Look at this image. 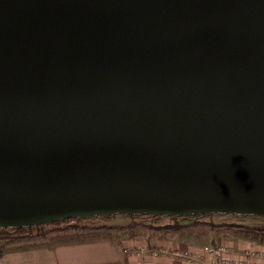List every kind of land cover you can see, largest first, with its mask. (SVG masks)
I'll use <instances>...</instances> for the list:
<instances>
[{"label":"water","instance_id":"water-1","mask_svg":"<svg viewBox=\"0 0 264 264\" xmlns=\"http://www.w3.org/2000/svg\"><path fill=\"white\" fill-rule=\"evenodd\" d=\"M264 217V0H0V228Z\"/></svg>","mask_w":264,"mask_h":264},{"label":"crops","instance_id":"crops-1","mask_svg":"<svg viewBox=\"0 0 264 264\" xmlns=\"http://www.w3.org/2000/svg\"><path fill=\"white\" fill-rule=\"evenodd\" d=\"M127 221L121 216L114 225L106 223L84 236L80 233L67 241L8 251L0 256V264H191L172 251L187 248L197 253L205 245L226 246L231 261L251 253L252 259L264 262V231L236 225L211 227L202 223L203 226L199 221L182 220L177 229L156 228L169 223L167 219L136 228L126 225ZM115 225L123 227L118 229ZM161 247L169 252L155 256L153 251ZM201 264H211L210 257L204 255Z\"/></svg>","mask_w":264,"mask_h":264},{"label":"rangeland","instance_id":"rangeland-1","mask_svg":"<svg viewBox=\"0 0 264 264\" xmlns=\"http://www.w3.org/2000/svg\"><path fill=\"white\" fill-rule=\"evenodd\" d=\"M121 216L112 217L110 219H103L99 217L85 218L80 221H70L61 223H46L42 224L40 228H35L31 231L25 233H13V236L6 240L2 239L0 235V246L5 245V248L19 247L23 244H42L48 243L49 241H67L73 239L75 235H85L83 233L90 232L91 229L99 228L104 226L106 223L114 225V222L118 221ZM128 219L126 225L133 224L134 226L147 227L149 223H161L163 219L170 220L168 217L162 216L161 218H151V217H128L122 216ZM113 219V220H112ZM116 219V220H115ZM180 219L183 222L196 223L199 221L201 224L205 223L209 219L215 220L217 223L229 222V223H243L246 225L264 224V217L255 215H237V214H222V213H211L204 214L201 216L187 215L181 216ZM112 220V221H107ZM207 223V222H206ZM203 225V224H202ZM116 228H121L123 225H115ZM204 226V225H203ZM92 231V230H91ZM93 233V232H90ZM5 244H4V243Z\"/></svg>","mask_w":264,"mask_h":264},{"label":"trees","instance_id":"trees-1","mask_svg":"<svg viewBox=\"0 0 264 264\" xmlns=\"http://www.w3.org/2000/svg\"><path fill=\"white\" fill-rule=\"evenodd\" d=\"M204 214H196L194 216H201ZM118 215H110V216H99V218H103V219H110L112 217H116ZM120 216H128L130 217H151V218H161L162 216L164 217H168L170 219V222L164 225H160V226H156V228H169V229H177L181 226L180 224V217H175V216H165V215H120ZM187 216V215H186ZM183 217V216H182ZM185 217V216H184ZM85 218H69V219H65V220H61V221H57V222H52V223H61V222H70V221H80L83 220ZM207 222V223H206ZM205 223L210 225L211 227H215L218 225H236V226H243L252 230H259V231H264V224H255V225H246V224H240V223H229V222H222V223H216L215 220L213 219H209L208 221H206ZM43 225H38V226H33V227H23V228H0V235L2 237V239L9 240L12 236L13 233L12 232H16V233H25L27 231H31L35 228H40ZM12 230V232H11ZM4 243V242H3ZM5 244V243H4ZM40 244L38 243H34V244H23L19 247H14V248H5V245L0 246V256L3 255L4 253L11 251V250H20V249H29V248H36L39 247Z\"/></svg>","mask_w":264,"mask_h":264},{"label":"built area","instance_id":"built-area-1","mask_svg":"<svg viewBox=\"0 0 264 264\" xmlns=\"http://www.w3.org/2000/svg\"><path fill=\"white\" fill-rule=\"evenodd\" d=\"M169 250L161 247L153 251V254L161 255L168 253ZM228 249L223 245H205L200 252L193 253L187 248L173 250L172 254L176 257H182L191 264H201L202 257L208 255L211 259V264H264L261 260L251 258V253H246L245 257L237 258L233 261L228 257Z\"/></svg>","mask_w":264,"mask_h":264}]
</instances>
